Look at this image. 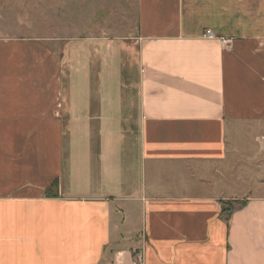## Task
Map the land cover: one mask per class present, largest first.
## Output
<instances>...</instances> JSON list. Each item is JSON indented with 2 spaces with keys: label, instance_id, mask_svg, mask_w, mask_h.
Wrapping results in <instances>:
<instances>
[{
  "label": "crops",
  "instance_id": "1",
  "mask_svg": "<svg viewBox=\"0 0 264 264\" xmlns=\"http://www.w3.org/2000/svg\"><path fill=\"white\" fill-rule=\"evenodd\" d=\"M137 9L133 38L71 63L58 38L0 37V264H264L239 168L264 147V0Z\"/></svg>",
  "mask_w": 264,
  "mask_h": 264
},
{
  "label": "rangeland",
  "instance_id": "2",
  "mask_svg": "<svg viewBox=\"0 0 264 264\" xmlns=\"http://www.w3.org/2000/svg\"><path fill=\"white\" fill-rule=\"evenodd\" d=\"M137 28V0H0V37L58 38L68 63L76 44L101 37L128 40ZM260 151L239 166L247 178L243 195H264V147Z\"/></svg>",
  "mask_w": 264,
  "mask_h": 264
},
{
  "label": "trees",
  "instance_id": "3",
  "mask_svg": "<svg viewBox=\"0 0 264 264\" xmlns=\"http://www.w3.org/2000/svg\"><path fill=\"white\" fill-rule=\"evenodd\" d=\"M234 204H236L235 207L233 206ZM244 204H245V200H242V201H238V200L222 201L221 213L224 215L225 219H228L236 207L243 206Z\"/></svg>",
  "mask_w": 264,
  "mask_h": 264
},
{
  "label": "built area",
  "instance_id": "4",
  "mask_svg": "<svg viewBox=\"0 0 264 264\" xmlns=\"http://www.w3.org/2000/svg\"><path fill=\"white\" fill-rule=\"evenodd\" d=\"M203 36L206 37V38H214L216 37L214 32L211 30V29H206L203 33ZM220 42L222 44H227L229 46V39L228 38H223V37H220ZM137 258H138V262L142 263L143 262V256L142 254H138L137 255Z\"/></svg>",
  "mask_w": 264,
  "mask_h": 264
}]
</instances>
